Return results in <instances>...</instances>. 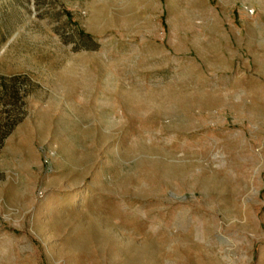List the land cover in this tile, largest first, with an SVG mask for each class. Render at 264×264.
Masks as SVG:
<instances>
[{
	"label": "rangeland",
	"instance_id": "374dc122",
	"mask_svg": "<svg viewBox=\"0 0 264 264\" xmlns=\"http://www.w3.org/2000/svg\"><path fill=\"white\" fill-rule=\"evenodd\" d=\"M0 264H264V0H0Z\"/></svg>",
	"mask_w": 264,
	"mask_h": 264
},
{
	"label": "trees",
	"instance_id": "16d2710c",
	"mask_svg": "<svg viewBox=\"0 0 264 264\" xmlns=\"http://www.w3.org/2000/svg\"><path fill=\"white\" fill-rule=\"evenodd\" d=\"M81 36H82V38H83L84 40H87L86 38H88V39L90 38L89 35H83V34H82ZM89 42H90V41H89ZM86 44H87V43H86ZM86 44H85V47H86V48H90V46H89V45L87 46ZM93 46H94V45H93Z\"/></svg>",
	"mask_w": 264,
	"mask_h": 264
}]
</instances>
